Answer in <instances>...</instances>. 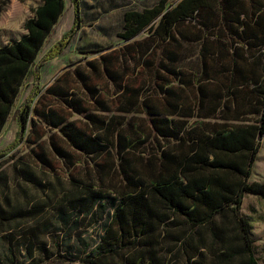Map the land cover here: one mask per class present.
Returning a JSON list of instances; mask_svg holds the SVG:
<instances>
[{
  "label": "trees",
  "instance_id": "16d2710c",
  "mask_svg": "<svg viewBox=\"0 0 264 264\" xmlns=\"http://www.w3.org/2000/svg\"><path fill=\"white\" fill-rule=\"evenodd\" d=\"M71 2L72 27L39 60L65 0H39L24 34L0 46V134L31 71L34 80L15 111L16 137L0 150V160L27 141L30 161H16L14 175L45 195L29 207L15 204L10 179L0 166L1 222L38 216L52 206L69 234L86 220L91 226L110 214L94 247L86 240L65 246L77 251L80 264H261L252 224L241 208L247 193L264 197V183L250 181L264 137V0H249L250 11L245 0H158L125 10L118 36L127 44L89 60V71L76 68L75 79L65 73L41 93V67L61 55L83 25L82 0ZM144 30L147 35L135 39ZM195 44H201V71L185 64ZM243 44L259 52L254 60L261 71L253 74L258 120L189 125L174 118L219 115L224 94L208 85L211 80H246L241 70L225 73L220 65L228 48L236 62ZM101 76L115 85L112 105L94 82ZM95 106L124 113L142 110L155 138L121 114L92 113ZM70 110L85 114L84 128L67 120ZM112 149L116 165L108 159ZM102 155L105 159L99 160ZM59 170L69 176V186ZM37 230L29 229L16 241L7 236L8 251L0 264H26L18 255L23 249L33 256Z\"/></svg>",
  "mask_w": 264,
  "mask_h": 264
},
{
  "label": "rangeland",
  "instance_id": "374dc122",
  "mask_svg": "<svg viewBox=\"0 0 264 264\" xmlns=\"http://www.w3.org/2000/svg\"><path fill=\"white\" fill-rule=\"evenodd\" d=\"M158 0H82V17L83 28L80 33L76 34L71 44L63 51V53L52 60H49L41 67V77L39 85L41 93L58 77L69 73L71 79H75V69L80 68L83 71H89L87 62L89 60L98 59L103 52H94L98 49H118L124 46L125 41L118 36V32L122 30L123 13L127 9H142L151 6ZM39 0H0V46L4 45L11 38H19L25 32V21L32 15L33 8L37 6ZM74 6L71 0H65V9L58 23L46 39L42 51L37 60L48 51V49L59 40L62 35L68 31L74 22ZM147 31H142L136 39H142L147 35ZM119 50V49H118ZM36 60V61H37ZM97 82L101 81L106 84L112 93V84L105 76L94 78ZM32 71L29 73L20 90L19 96L12 109V113L0 134V150L6 148L12 143L19 129V123L15 117L16 109L24 102L33 87ZM75 84V80H73ZM79 85V84H77ZM103 86V85H102ZM104 87V86H103ZM40 93V94H41ZM72 112H69L71 115ZM135 124H144L147 121L144 114H132ZM81 116L72 115V119ZM47 136V135H46ZM46 136L44 139H46ZM30 145L27 141H23L20 145L4 156L0 160L1 169H5L10 179V195L14 199V203L20 207L28 206L36 198L44 197L41 191L34 186L26 183L14 175L13 164L16 161H30L29 150ZM104 160V157L99 158ZM59 174L67 177L64 170H59ZM49 177L51 175H48ZM253 179L264 181V138L262 140V148L259 152L257 165L254 169ZM0 187L2 182L0 181ZM263 199V198H261ZM260 198L257 195L247 193L243 210L249 213L253 208H264V201L258 203ZM257 201V202H256ZM110 211V209H108ZM110 214L105 217L102 223L88 225L86 220L82 226L73 232L67 234L66 229H62V224L57 217V213L52 206L46 207V210L38 216H27L23 218L10 219L1 222L0 220V259H3L8 251L9 238L11 235L13 240L32 229L38 228V239L36 240V249L33 256L28 257L25 250L18 257L25 259L26 264L32 262L35 264H80L76 261L77 251H66L65 246L68 244L79 246L81 242L86 240L91 244V248L99 243L103 234V224L110 221ZM255 237L258 244H261L264 237V230L256 228ZM260 239V241H259ZM41 247L46 248L44 252ZM257 256L261 263L264 264V252L257 248ZM50 257V258H49Z\"/></svg>",
  "mask_w": 264,
  "mask_h": 264
},
{
  "label": "crops",
  "instance_id": "0c3cea01",
  "mask_svg": "<svg viewBox=\"0 0 264 264\" xmlns=\"http://www.w3.org/2000/svg\"><path fill=\"white\" fill-rule=\"evenodd\" d=\"M245 1L247 2L248 10L250 11V4L248 2L249 0H245ZM146 7H148V6H146ZM127 10H129V9H127ZM122 22H123V20H122ZM122 26H123V23H122ZM82 28H83V25H82ZM80 31H79V33H80ZM128 42L129 41H127V42L125 41L126 44ZM243 45L244 46H241L240 49H237V51H236L239 55V57L236 58L237 59L236 62L233 59L234 51L232 49L228 48L227 49L228 55L223 56L222 63L220 65H221V69L224 70L225 73H230L231 71H235L236 69L241 70L247 76L246 80H238L237 83H232L230 80H228L226 82L211 80L209 85H208L209 87H211L213 89L220 88L222 90V93L224 94L222 99H221V102H220V106L222 108H219L217 110V113L219 115H217V116H205V117H198V116L180 117V116L174 115L173 116L174 118L186 119L189 122L188 123L189 125L194 123V122H199L201 120H204L207 123L211 122V123H228V124H238V123L239 124H252L258 120L260 97H259V94H257L254 90V88L257 84L253 80V74H254V70H256L257 74H259V72L261 71V69H259L258 63H256L254 60L255 54H258L259 52H258V49L254 46H251L248 48L246 46V44H243ZM200 47H201V44H195V45L191 46L192 53H191L190 57L185 62L186 67L188 69H190V71L194 70L193 69L194 67H195V69H197V71L202 70L203 66H202L201 60H200V54H201V52L199 50ZM115 50H117V49H114V48L103 49V50L101 49V51H103L101 54L111 53ZM255 50H257L256 53H255ZM101 51H99V52H101ZM58 77H60V76H58ZM58 77L48 87L53 85L56 82V80L58 79ZM107 81H109L110 85L112 84V87H113L112 93L110 92V89L106 84H102L104 86L103 87L101 85V81L97 82L94 79V82L97 83L96 85H98V87L102 88L104 90V93L109 94V95H107L108 99L106 98V101L109 105H112L111 98L115 95V85L111 80L107 79ZM112 108H113L112 110L107 111V110H103L101 106H95L90 111L94 114L99 115V116H112L113 114H115V115L121 114V115L125 116L124 120L126 122L131 121L132 124H135V121L133 120L134 116H131L132 114L141 112L142 114H144V117L146 119V114L142 110L140 112L124 113V112H119V111L115 110L114 106ZM70 112H72V113H71V115L68 114L67 120L68 121H74L78 126L80 125L81 127L84 128L86 126L85 122H88L87 119L85 118V114L74 112L72 110H70ZM75 114L78 116H81V117L78 119H76V118L72 119V115H75ZM146 121H147V119H146ZM135 125L136 126L138 125L139 128H142L148 134V137L155 138V134L152 133L151 129L149 128L148 122H147V126L144 124H139V123L135 124ZM57 130H58V128L53 129L52 131L58 132ZM58 134H60V133H58ZM48 135H49V133H48ZM47 136H46V140H47ZM115 141H116V139H114V142ZM261 148H262V143H261ZM261 148H260V150H261ZM113 151H114V149H112V152H111L112 155L108 159H110L111 164L116 165V159L113 155L114 154ZM258 155H259V153H258ZM258 155L256 157L255 164L253 166V171H252V176L250 177V181H258V182L264 183V181H262V180L253 179L254 169L257 165ZM102 157H104V159H105L106 155H102L100 158H102ZM80 166L82 168H84L82 165H80ZM73 173H76V171H74ZM68 177L69 176H67V177L61 176V179H62V181H64V184L66 185V187L68 184L65 182H67L66 180H68ZM258 197L260 198L258 203L264 201V197H260V196H258ZM261 198H263V199H261ZM244 200H245V195H244L241 211H242L243 215L252 224L251 235L253 238V248L255 251V256L258 258L256 250L258 248L264 252V237H263L261 244H258L257 239L255 237V233H256V228H258V229L261 228L262 230H264V208H262V209L259 207L253 208L252 210H250L249 213H246L243 210ZM70 214H73V218L78 217L74 213H70ZM79 217L81 218L83 216L80 215ZM99 223H102V221L98 222V225H99ZM61 224H62V229L64 227L67 228V226H64L62 222H61ZM95 224H97V223H95ZM259 241H260V239H259ZM258 260H259V258H258ZM259 262L261 263L260 260H259ZM261 264H263V263H261Z\"/></svg>",
  "mask_w": 264,
  "mask_h": 264
}]
</instances>
